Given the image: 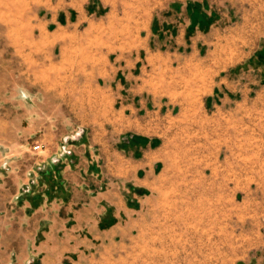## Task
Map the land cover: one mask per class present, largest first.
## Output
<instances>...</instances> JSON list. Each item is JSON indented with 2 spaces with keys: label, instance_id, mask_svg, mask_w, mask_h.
Listing matches in <instances>:
<instances>
[{
  "label": "rangeland",
  "instance_id": "rangeland-1",
  "mask_svg": "<svg viewBox=\"0 0 264 264\" xmlns=\"http://www.w3.org/2000/svg\"><path fill=\"white\" fill-rule=\"evenodd\" d=\"M209 1L225 9L235 0ZM45 3L0 0V264H264V123L223 117L216 137L156 138L168 151L158 190L113 179L105 167L104 192L117 185L126 209L117 216L104 200V219L87 217L89 179L82 174L73 193L64 174L79 138L55 130L60 105L84 99L95 79L68 75L61 89L66 74L37 72L56 57L39 42ZM170 64L160 90L174 101L194 94L193 77ZM127 139L142 148L150 140ZM87 223L105 225L104 250L100 233L77 232ZM84 240L92 244L78 245Z\"/></svg>",
  "mask_w": 264,
  "mask_h": 264
},
{
  "label": "crops",
  "instance_id": "crops-1",
  "mask_svg": "<svg viewBox=\"0 0 264 264\" xmlns=\"http://www.w3.org/2000/svg\"><path fill=\"white\" fill-rule=\"evenodd\" d=\"M40 8L39 42L56 57L38 62L37 72L66 74L61 89L71 75L95 79L84 99L60 105L55 130L79 138L67 150L76 157L64 174L73 193L82 174L89 179V219H104V200L117 216L126 209L117 185L104 192L105 167L113 179L156 192L168 152L163 137H216L223 117L264 123V0H235L225 9L209 0H46ZM169 63L193 77L186 89L194 94L174 101L160 90L168 88ZM110 136L123 140L121 148ZM134 136L150 140L144 148L126 144ZM97 225L76 230L100 233L104 250L105 225Z\"/></svg>",
  "mask_w": 264,
  "mask_h": 264
},
{
  "label": "trees",
  "instance_id": "trees-1",
  "mask_svg": "<svg viewBox=\"0 0 264 264\" xmlns=\"http://www.w3.org/2000/svg\"><path fill=\"white\" fill-rule=\"evenodd\" d=\"M258 60H259L260 63L264 64V56H263V57H262V56L259 57ZM132 138H133V140H139V138H138L137 136H134V137H132ZM52 169L55 170V173H56V174H57L58 171H59V170L57 169V167H55V166L52 167Z\"/></svg>",
  "mask_w": 264,
  "mask_h": 264
},
{
  "label": "built area",
  "instance_id": "built-area-1",
  "mask_svg": "<svg viewBox=\"0 0 264 264\" xmlns=\"http://www.w3.org/2000/svg\"><path fill=\"white\" fill-rule=\"evenodd\" d=\"M41 147H42L41 144H37L34 146V150L41 151Z\"/></svg>",
  "mask_w": 264,
  "mask_h": 264
}]
</instances>
